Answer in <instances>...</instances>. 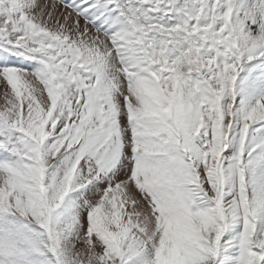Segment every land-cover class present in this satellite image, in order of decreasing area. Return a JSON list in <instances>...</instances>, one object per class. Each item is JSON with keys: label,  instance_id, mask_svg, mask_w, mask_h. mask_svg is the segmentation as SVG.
Listing matches in <instances>:
<instances>
[{"label": "snow or ice", "instance_id": "1", "mask_svg": "<svg viewBox=\"0 0 264 264\" xmlns=\"http://www.w3.org/2000/svg\"><path fill=\"white\" fill-rule=\"evenodd\" d=\"M0 264H264V0H0Z\"/></svg>", "mask_w": 264, "mask_h": 264}, {"label": "bare ground", "instance_id": "2", "mask_svg": "<svg viewBox=\"0 0 264 264\" xmlns=\"http://www.w3.org/2000/svg\"><path fill=\"white\" fill-rule=\"evenodd\" d=\"M82 23V22H81Z\"/></svg>", "mask_w": 264, "mask_h": 264}]
</instances>
